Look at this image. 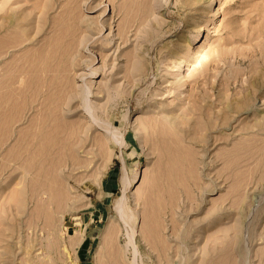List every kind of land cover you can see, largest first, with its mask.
<instances>
[{
  "label": "rangeland",
  "instance_id": "374dc122",
  "mask_svg": "<svg viewBox=\"0 0 264 264\" xmlns=\"http://www.w3.org/2000/svg\"><path fill=\"white\" fill-rule=\"evenodd\" d=\"M0 264H264V0H0Z\"/></svg>",
  "mask_w": 264,
  "mask_h": 264
},
{
  "label": "bare ground",
  "instance_id": "6f19581e",
  "mask_svg": "<svg viewBox=\"0 0 264 264\" xmlns=\"http://www.w3.org/2000/svg\"><path fill=\"white\" fill-rule=\"evenodd\" d=\"M87 100V98L85 99V101ZM87 102V101H86ZM242 103V102H241ZM251 104V103H250ZM246 105H248V104H246ZM86 110H88L89 112H91V109H90V107H86ZM92 116H93V118L96 120V118H95V115H94V113H92ZM209 116V115H208ZM230 118V117H229ZM97 121V120H96ZM71 125V124H70ZM70 127V126H69ZM64 128V127H63ZM248 128H251V126H248ZM57 129V128H56ZM61 129V128H60ZM53 131V130H52ZM74 131V130H73ZM61 132V131H60ZM63 132H64V130H63ZM81 132H82V130H81ZM51 133V132H50ZM67 133V132H66ZM59 134V133H58ZM73 136V135H72ZM46 137V136H45ZM71 137V136H70ZM76 137H77V133H76ZM67 139H68V136H63V137H61V138H59L58 137V142L60 141V140H62L63 142H66L67 141ZM75 140V139H74ZM77 141H79V139L77 140ZM78 143V142H77ZM59 144V143H58ZM71 144H72V147L73 148H75V145L74 144H76V143H72L71 142ZM64 145V144H63ZM63 149V148H62ZM61 149V150H62ZM50 150H53V149H50ZM249 151H251V150H249ZM248 151V152H249ZM57 152V151H56ZM56 152H52V154H53V156H54V158L55 157H57V156H55L56 155ZM59 152V151H58ZM58 152H57V155H58ZM61 152V151H60ZM59 152V153H60ZM74 152V151H73ZM72 152V153H73ZM47 154H49V153H47ZM250 154V153H249ZM51 155V154H50ZM62 155V154H61ZM70 155V154H69ZM53 156H52V158H53ZM59 156V155H58ZM73 156V155H72ZM48 157H49V155H48ZM62 157V156H61ZM66 157V156H65ZM65 157H64V159H65ZM70 157V156H69ZM76 157V156H75ZM50 158V160H51V157H49ZM59 157H57V159H58ZM71 158V157H70ZM74 158V157H73ZM80 158V157H79ZM48 159V158H47ZM49 160V159H48ZM54 160V159H53ZM63 160V159H62ZM69 160V159H68ZM73 160V159H72ZM51 162V161H50ZM54 162V161H53ZM78 162V161H77ZM83 162V161H82ZM42 163V162H41ZM45 163V162H44ZM70 163V162H69ZM81 163V162H80ZM43 164V163H42ZM63 164H64V162H63ZM66 164V163H65ZM54 165V164H53ZM57 165V164H56ZM73 165V164H72ZM76 165V164H75ZM66 166V165H65ZM79 166V165H78ZM48 167V166H47ZM41 168V167H40ZM48 170V169H47ZM49 170H51V169H49ZM38 172V171H37ZM39 173V172H38ZM50 173V172H49ZM45 174V173H44ZM57 174V173H56ZM47 175V174H46ZM70 175V174H69ZM52 176V175H51ZM57 176V175H56ZM53 177V176H52ZM58 177V176H57ZM60 179V178H59ZM65 182V181H64ZM59 186V185H58ZM66 186V185H65ZM42 187V186H41ZM41 187H40V189H41ZM64 188V187H63ZM59 189V188H58ZM35 191V190H34ZM64 196V195H63ZM65 197V196H64ZM124 203H125V201H124V197L123 198H121L120 199V201L118 202V206H117V210L122 214L123 213V211H124ZM130 242L131 243H133V236H130ZM232 258V257H231Z\"/></svg>",
  "mask_w": 264,
  "mask_h": 264
}]
</instances>
